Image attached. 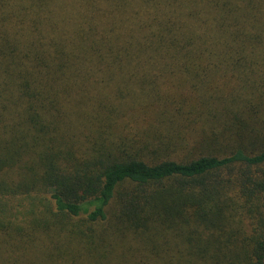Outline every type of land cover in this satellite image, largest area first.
I'll list each match as a JSON object with an SVG mask.
<instances>
[{"label":"trees","instance_id":"16d2710c","mask_svg":"<svg viewBox=\"0 0 264 264\" xmlns=\"http://www.w3.org/2000/svg\"><path fill=\"white\" fill-rule=\"evenodd\" d=\"M0 264H264V0H0Z\"/></svg>","mask_w":264,"mask_h":264}]
</instances>
